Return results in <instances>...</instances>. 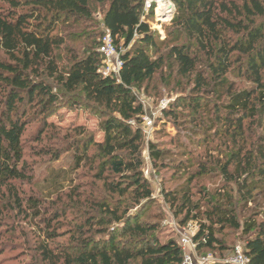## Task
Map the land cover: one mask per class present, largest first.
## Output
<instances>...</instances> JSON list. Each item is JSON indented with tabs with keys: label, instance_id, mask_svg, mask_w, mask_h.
<instances>
[{
	"label": "trees",
	"instance_id": "16d2710c",
	"mask_svg": "<svg viewBox=\"0 0 264 264\" xmlns=\"http://www.w3.org/2000/svg\"><path fill=\"white\" fill-rule=\"evenodd\" d=\"M171 1L175 13L166 40L172 44L161 52L166 41L143 19L145 0H0V187L30 179L21 166L29 125H43L41 139L55 126L48 118L63 105L102 118L101 141L85 126H75L66 129L74 135L65 147L49 151L54 161L72 152L74 173L98 161L95 178L104 195L87 202L93 213L68 243H56V233L44 234L39 252L46 264H183L178 240L162 241L160 222L144 217L154 200L142 171L145 109L139 92L172 65L177 77L193 84L194 94L178 96L164 114L187 131L189 145L180 142L183 148L207 129L229 138L230 154L219 167L227 179L222 189L230 191L226 199L213 194L204 211L193 202L191 190L166 192L165 198L185 214L183 222L199 220L193 237L198 253L228 249L217 234L230 226L249 235L243 248L249 264H264V210L251 211L243 223L238 212L240 204H258L264 191V0ZM95 7L102 9L115 45L124 49L119 77L99 71L100 40L73 53L68 65L59 61L57 52L72 36L69 25L91 19ZM150 10L153 16L154 7ZM232 75L247 84L230 82ZM209 91L213 97L203 103L202 93ZM181 107L191 108L194 118L182 120ZM259 118L263 124L257 134ZM150 154L154 162L168 157L153 143ZM67 173L58 171L56 178ZM68 181L77 195L80 188L72 177ZM29 206L36 208V218L41 216L36 204Z\"/></svg>",
	"mask_w": 264,
	"mask_h": 264
},
{
	"label": "rangeland",
	"instance_id": "374dc122",
	"mask_svg": "<svg viewBox=\"0 0 264 264\" xmlns=\"http://www.w3.org/2000/svg\"><path fill=\"white\" fill-rule=\"evenodd\" d=\"M157 1L145 0L143 19L157 31L160 41H166L161 44V52H165L172 44L166 37L168 29L171 28L170 21L174 17L175 5L172 2L173 6L170 9L168 5L161 9L162 12L168 9L167 11L159 13ZM151 6L154 7L153 16ZM68 28L72 36L57 52L63 66L68 65L73 53L81 54L84 47L99 42L105 31L102 9L95 7L91 19L85 23L70 24ZM60 31L65 30L60 28ZM118 49L124 50L122 45H119ZM175 71V66H165L139 92L145 109L142 123L144 134L141 149L142 171L151 184L154 200V204L144 217L160 222L162 241L170 238L179 241L181 232L189 229V225L193 226L195 233L200 227L199 220L190 219L186 223L183 222L185 214L175 211L165 198L166 192L178 194L183 190H191L193 202L200 205L201 211H204V205L213 194L218 199H226L228 196L225 195L230 191L222 189L227 179L219 167V162H223L230 154L231 149L227 146L229 138L216 137L218 135L207 129L201 139L183 148L180 142L189 145L185 139L187 131L175 123L173 118L164 114V109L178 96L194 94L191 91L193 84L186 78L177 77ZM229 81L238 86L247 84L243 78H237L236 75H232ZM202 95L206 97L203 103L209 102V98L213 97L211 91ZM164 103L167 105L162 107ZM179 111L184 113L182 120L194 118L191 108L189 110L187 107H181ZM47 122L55 126L45 130L47 134H43L41 139L38 137L43 125L39 123L29 125L23 138L25 156L21 166L30 179L14 181L11 186L0 187V264H46L39 252L40 244L46 240L44 234L56 233V243H68L77 232V228L82 227L88 215L93 213L88 203L95 197L104 195L100 190L101 181L95 178L98 161L92 166L90 163L82 166L74 173L71 171L75 165L72 152H63L57 161H54L49 153L65 147L63 145L74 135L66 129L75 126H85L94 134L96 141H101L103 139V132L100 130L101 115L83 108L63 105L48 118ZM256 124L254 131L259 134L262 132L263 118H259ZM151 143L157 145L161 151H166L168 157L154 162L150 154ZM202 167L205 169L203 172L200 170ZM63 170H66L68 175L64 176V173L63 176L56 178L58 171ZM70 177L74 179L76 188H80L77 195L70 191L68 181ZM230 185L234 186L233 183ZM92 189L95 190L93 194ZM205 192L208 193V198ZM233 195L236 197L235 191ZM257 201L258 204L239 205L241 223L251 211L264 210V191L257 197ZM32 203L36 204L41 212L38 218L35 216L36 208L29 206ZM261 219L262 216L258 218ZM217 235L228 249L202 250V253H199L201 256H213L210 264H225V259L233 254L235 248H244L245 240L249 236L242 229L230 226Z\"/></svg>",
	"mask_w": 264,
	"mask_h": 264
},
{
	"label": "built area",
	"instance_id": "2783aa9c",
	"mask_svg": "<svg viewBox=\"0 0 264 264\" xmlns=\"http://www.w3.org/2000/svg\"><path fill=\"white\" fill-rule=\"evenodd\" d=\"M168 1L172 2L171 0ZM99 52L103 58V64L99 71L104 76L119 77L123 66L121 50H119L115 45L112 35L108 29H105L100 39ZM166 105L167 103H164L162 107H165ZM194 234L195 230L192 225H189V229H184V231L180 234L181 237L178 242L184 253L183 264H210L213 261V256H201L197 252L196 244L193 240ZM224 262L225 264H249L250 259L244 253L242 247H237L235 248L233 254L226 258Z\"/></svg>",
	"mask_w": 264,
	"mask_h": 264
},
{
	"label": "bare ground",
	"instance_id": "6f19581e",
	"mask_svg": "<svg viewBox=\"0 0 264 264\" xmlns=\"http://www.w3.org/2000/svg\"><path fill=\"white\" fill-rule=\"evenodd\" d=\"M157 2H158V6L160 7V10L158 11L159 13H163L164 11H167L168 9H166L162 12L161 9L167 7L168 5H169L168 6L169 9L173 6L172 2H170L168 0H158Z\"/></svg>",
	"mask_w": 264,
	"mask_h": 264
}]
</instances>
